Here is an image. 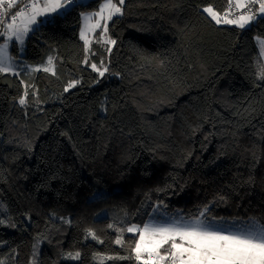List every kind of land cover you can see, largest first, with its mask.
<instances>
[{
	"label": "trees",
	"instance_id": "16d2710c",
	"mask_svg": "<svg viewBox=\"0 0 264 264\" xmlns=\"http://www.w3.org/2000/svg\"><path fill=\"white\" fill-rule=\"evenodd\" d=\"M100 1L27 36L24 59L51 54L54 72L0 73V264H139L137 234L118 229L155 210L264 224V19L203 12L228 0H125L115 43L95 38L86 56L80 14Z\"/></svg>",
	"mask_w": 264,
	"mask_h": 264
},
{
	"label": "snow or ice",
	"instance_id": "6c2138e0",
	"mask_svg": "<svg viewBox=\"0 0 264 264\" xmlns=\"http://www.w3.org/2000/svg\"><path fill=\"white\" fill-rule=\"evenodd\" d=\"M124 3L125 0H118L117 3H113V0H106V3L101 5L100 11L94 15L101 19L113 20L116 14H122ZM2 4L3 0H0V5ZM252 5H258L255 12L252 10ZM12 6L10 0L8 7ZM79 6L78 0H45L43 7H40L39 0H35L31 3L30 14L26 15L23 11H17L11 17L13 23L7 25L8 41L13 47L16 41L23 43L25 36L38 23L37 17L56 19L71 14ZM233 9L242 11L237 14ZM105 11H107L106 16ZM203 12L207 13L216 24L236 25L244 29L251 27L252 23L257 22L258 19H264V0H234V2L228 0V7L223 14L215 11L211 5L203 8ZM0 15H6V13H0ZM230 16H235V18L230 19ZM17 17L21 18L19 24L15 23ZM84 19L86 24L80 35L87 47L88 39L85 32L103 27L106 33L107 25L102 26L100 19H97L95 24H91V15L85 16ZM8 41L0 45V73H9L14 70L13 58L8 55ZM110 43H115V41H110ZM258 44L264 54V40H258ZM84 62L88 63L87 57ZM48 64H52L51 57H49ZM90 66L100 77L108 71L106 67H103V61L100 67L95 63ZM50 70L51 68L44 69V71ZM260 78L264 80V72H261ZM77 83L79 81L70 82L65 91L67 92ZM25 103V98L19 99V104L24 105ZM252 182V177H250L248 183ZM207 212L208 206L206 205L199 215L191 220L181 217L166 223L150 221L144 223L142 227L132 225L127 229H118V231L121 234L124 231L138 233V239L135 240V246L131 248V251L139 264H264V224L259 223L253 217L249 218L244 226L237 225L238 230L236 231H223L214 226L215 218L211 221L204 219ZM3 223L0 220V224ZM108 227L111 228L113 225ZM88 234L96 238L91 230ZM115 243L122 244V240L117 238ZM67 256L78 260L80 253H68ZM117 258L131 259V257Z\"/></svg>",
	"mask_w": 264,
	"mask_h": 264
},
{
	"label": "rangeland",
	"instance_id": "374dc122",
	"mask_svg": "<svg viewBox=\"0 0 264 264\" xmlns=\"http://www.w3.org/2000/svg\"><path fill=\"white\" fill-rule=\"evenodd\" d=\"M86 1H88V0H78V2H80V3H84ZM44 2H45V0L43 1V4H44ZM117 2H118V0H113V3H117ZM104 3H106V0H101L96 9L85 10V11H82L80 14L81 23H80V29H79V38L81 39V41L83 43L84 52L87 54L86 56H89L91 44L95 38L98 39L99 41L106 42L109 46L112 44V43H110V41H112V40H111L110 36L108 35V23L110 20L101 19V18L96 17L94 15L96 12L100 11V7ZM106 14H107V11H105L104 15L106 16ZM89 15H91V21H90L91 24H95L97 19H100L102 26L104 24L107 25V32L105 33L103 31V27L97 28L95 30H87L85 32V35L88 39V45L86 47L85 41H84V39L81 38L80 33H81V30L85 28L86 21H85L84 17L89 16ZM116 15H119V14H116ZM49 18L50 17H37L38 23L35 26H33L32 30H30L29 34L35 29V27L38 24L47 21ZM20 19H21L20 17H17L15 23L19 24ZM9 23H13L12 19H9L8 21L6 20L3 27L0 29V45L4 44L6 41H8L9 30L7 29V25ZM29 34H27L25 36L23 43H21L19 41L15 42V46H14L15 50H16L15 55H13L11 52L12 43L10 41H8V43H9L8 55L13 58L12 66L14 69L13 72H9V73L19 74L20 71L35 72V71H39V70H44L45 68H51V70L48 72H54L55 67H54V62H53V58H52L51 54L44 57V59L42 61H39L36 63H29L24 59L23 55H24V49L26 46V38ZM98 40H96V41H98ZM258 40H264V37L257 36V35L254 37L257 52H256L255 56L253 57V63L255 64V66L257 68L258 75H260L261 72H264V54H262V49H261V46L258 44ZM49 57L52 58V64L51 65L48 64ZM181 217H183L185 220H191V218H193V217H185L181 214H171L168 212H164L162 210H155L153 212L152 216L149 217L144 223H147L150 221H154V222H158V223H166V222H171L172 219H180ZM207 220L211 221L212 218L207 219ZM248 221L249 220L235 221V220H225L223 218H215V221H213V224L216 228L223 230V231H229V230L236 231V230H238L237 225L244 226ZM132 225H135V224H131L128 227H131ZM142 226L143 225H141V227ZM131 234H134V233H131ZM135 234H137V239H138V233H135ZM37 249H38V245H37V243H35L34 247H33V256L36 254ZM97 257L98 256L94 257V259H93L94 263L95 264H101L100 258L97 259Z\"/></svg>",
	"mask_w": 264,
	"mask_h": 264
},
{
	"label": "built area",
	"instance_id": "2783aa9c",
	"mask_svg": "<svg viewBox=\"0 0 264 264\" xmlns=\"http://www.w3.org/2000/svg\"><path fill=\"white\" fill-rule=\"evenodd\" d=\"M41 1V0H39ZM10 0H3V4L0 5V13H6V15H0V29L3 27L5 21L11 19V17L13 15H15V13L17 11H23L25 14H29L31 12V3L35 2V0H11L12 3V7L9 8L8 4H9ZM257 5H252V10L254 12V9ZM227 6L225 7V9L221 12V14H223V12L227 9ZM237 14H239L242 10H236L233 9ZM231 18H235V16H230Z\"/></svg>",
	"mask_w": 264,
	"mask_h": 264
},
{
	"label": "crops",
	"instance_id": "0c3cea01",
	"mask_svg": "<svg viewBox=\"0 0 264 264\" xmlns=\"http://www.w3.org/2000/svg\"><path fill=\"white\" fill-rule=\"evenodd\" d=\"M43 1H44V0L39 1V5H40V7H43V5H44V4H43ZM233 2H234V0H233ZM257 7H258V5L255 7L254 12H255V10H256Z\"/></svg>",
	"mask_w": 264,
	"mask_h": 264
}]
</instances>
